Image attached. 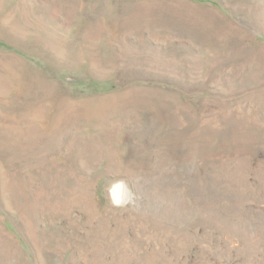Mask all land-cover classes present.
<instances>
[{
	"label": "rangeland",
	"instance_id": "obj_1",
	"mask_svg": "<svg viewBox=\"0 0 264 264\" xmlns=\"http://www.w3.org/2000/svg\"><path fill=\"white\" fill-rule=\"evenodd\" d=\"M0 264H264V0H0Z\"/></svg>",
	"mask_w": 264,
	"mask_h": 264
},
{
	"label": "clouds",
	"instance_id": "obj_2",
	"mask_svg": "<svg viewBox=\"0 0 264 264\" xmlns=\"http://www.w3.org/2000/svg\"><path fill=\"white\" fill-rule=\"evenodd\" d=\"M111 201L114 205L121 206L133 200L134 193L124 180L113 182L108 188Z\"/></svg>",
	"mask_w": 264,
	"mask_h": 264
}]
</instances>
